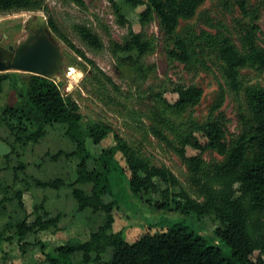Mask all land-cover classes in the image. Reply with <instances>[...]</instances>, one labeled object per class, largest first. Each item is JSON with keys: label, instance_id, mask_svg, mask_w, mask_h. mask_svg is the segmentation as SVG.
Listing matches in <instances>:
<instances>
[{"label": "trees", "instance_id": "trees-1", "mask_svg": "<svg viewBox=\"0 0 264 264\" xmlns=\"http://www.w3.org/2000/svg\"><path fill=\"white\" fill-rule=\"evenodd\" d=\"M73 1L84 6L83 0ZM111 1L120 23L126 24L128 20L122 7L116 0ZM205 1L125 0L132 9L145 6L139 13L142 25L156 16L161 28L170 36L175 35L180 21L193 18ZM234 1L243 12L246 11L247 0ZM36 10L48 12L45 0H0V12ZM48 23L63 41L92 64L95 72L100 70L60 30L52 15L48 17ZM76 31L90 47H104L102 38L91 27L77 25ZM244 47L245 52H241L231 40L224 38L218 49L224 65V77L237 93L242 89L240 69L252 66L264 70V49L258 46L252 34H248ZM153 49V42L143 30H131L123 43H113L112 52L114 55L120 51L136 52L137 58L129 54L118 62L122 65L129 60L141 68V59ZM170 54L185 67L193 66V57L184 39L175 38ZM99 75L94 76L100 79ZM104 77L114 84L111 77ZM6 81L15 91L17 100L6 104L0 111V137L11 146L5 155L6 165L0 166V173L8 169L13 173L12 183L0 178V217L8 213L10 205L15 207L17 216L10 215L0 227V240L11 242L16 239L23 254L39 247L45 255L43 264H74L72 256L75 253H81L84 264L98 263L109 251L111 258L107 264H264V87L253 85L245 88L252 117L232 144L226 142L225 127L216 120L206 124L194 123L180 134V146L176 149L189 168L193 185L197 187L201 197L197 199L188 194L168 167L152 164L110 126L85 121L78 102L71 95H65L57 81L35 74H30L28 80L23 81L20 72H4L0 73V92ZM174 92L178 94L174 103L168 102L162 94L158 96L164 108L176 113L197 105L203 97V90L195 85H178ZM57 126L63 129L72 149H60L52 155V159H76L74 178L27 176L23 150L30 144L40 143L50 129ZM110 133H114L117 144L95 157L88 148L89 141L98 145ZM156 133L166 139L160 132ZM200 136L206 140L202 142ZM188 147L199 153L189 156ZM209 149L224 155V158L213 166L212 171L206 172L202 154ZM118 153L124 157L126 166L120 163ZM12 155L18 160L15 166L10 164ZM20 172L26 176L21 177ZM123 180L128 181L134 195H160L162 201L158 202L159 207L169 205L173 200L176 209L183 212L214 216L218 221L214 235L229 247V252L224 253L217 244H211L203 236L188 231L178 223L166 231L146 233L134 242L127 241L123 231L113 229V212L119 206L118 200L113 198L114 191ZM18 183H23V186L16 187ZM33 187L52 190L69 188L78 210L101 214V224L86 241L68 240L46 251V244L38 238V234L63 230L60 225L63 214L50 212L46 198L36 202L29 213L24 194ZM255 252H258L257 258L253 257Z\"/></svg>", "mask_w": 264, "mask_h": 264}, {"label": "rangeland", "instance_id": "rangeland-1", "mask_svg": "<svg viewBox=\"0 0 264 264\" xmlns=\"http://www.w3.org/2000/svg\"><path fill=\"white\" fill-rule=\"evenodd\" d=\"M83 1L84 6L73 0H45L48 12H0L2 43L5 46H16L24 40L28 35L26 22L30 16L41 13L48 18L52 15L69 40L100 68L95 72L87 59L80 56L51 29L64 55L63 72L55 81L60 84L65 95H71L78 102L84 120L110 126L152 164L168 167L179 178L188 194L200 199L197 187L191 181L189 168L177 152L176 148L180 146L179 136L194 123L206 124L216 120L225 127L226 142L232 144L250 121L252 114L248 108L245 88L253 85L264 87V70L252 66L240 69L242 89L237 93L231 89L224 77V65L218 49L222 40L228 38L241 52H245V39L248 34H252L258 46L264 49V0H247L245 12L234 0H206L193 18L180 21L175 35L172 36L164 32L156 16L142 25L139 13L145 6L132 9L125 0H116L128 20L126 24H121L111 0ZM77 25L91 27L102 38L104 47L94 49L85 43L76 31ZM131 30H143L154 45V49L141 59V68H137L129 60L122 65L118 62L129 54L137 58L136 52L120 51L117 55L112 52L113 43H123ZM176 37L184 39L188 45L193 57L192 67H185V64L170 54ZM71 68L81 73L77 81L69 75ZM95 74H100V79ZM105 75L111 77L114 84L108 82ZM29 76L30 73L20 72V79L23 81H27ZM178 85L198 86L203 90V97L197 105L176 113L164 108L158 95L162 94L168 102L174 103L178 99V94L174 92ZM16 100L15 91L6 81L3 91L0 92V111L6 104ZM156 132L163 134L166 139H162ZM200 139L202 142L206 140L202 136ZM116 144L114 133H110L98 145L89 141L88 148L98 157L103 150ZM60 149L71 150L72 145L64 136L63 129L57 126L51 128L40 143L30 144L23 150V160L27 162L26 175L40 179L56 176L73 179L76 159H52V155ZM10 150V144L0 137V166L6 165L5 155ZM198 153V150L187 148L189 156ZM202 157L205 171L208 172L223 160L224 155L209 149ZM117 158L126 166L121 153L117 154ZM10 164H18L16 156L12 155ZM26 175L20 172L21 177ZM0 178L4 182L12 183V170L2 171ZM20 186L23 183H18L16 187ZM44 198L50 212L63 214L60 223L63 230L38 234V238L46 244V251L53 250L55 246L68 240L86 241L102 222L101 214H94L91 210H78L69 188L52 190L33 187L24 194L27 211L32 212L34 204ZM113 198L119 202L118 208L113 212V229L123 231L129 242H134L146 233L166 231L178 223L188 231L203 236L211 244H217L224 253L229 252V247L214 235L218 226L214 216L183 212L176 209V202L173 200L169 205L159 207L158 202L162 201L160 195H134L129 189L128 181L124 180L117 184ZM10 215L17 216L13 205L8 207L7 214L0 217V227L9 220ZM253 257L257 258L258 252ZM110 258L109 251L100 262L90 264H107ZM44 260L45 255L39 247L23 254L16 239L11 242L0 240V264H43ZM81 260V253L72 256L74 264H84Z\"/></svg>", "mask_w": 264, "mask_h": 264}, {"label": "water", "instance_id": "water-1", "mask_svg": "<svg viewBox=\"0 0 264 264\" xmlns=\"http://www.w3.org/2000/svg\"><path fill=\"white\" fill-rule=\"evenodd\" d=\"M27 37L16 46H5L0 38V73L26 72L52 80L63 72L64 55L49 27L48 18L38 13L26 22ZM75 69L71 68L70 72Z\"/></svg>", "mask_w": 264, "mask_h": 264}, {"label": "bare ground", "instance_id": "bare-ground-1", "mask_svg": "<svg viewBox=\"0 0 264 264\" xmlns=\"http://www.w3.org/2000/svg\"><path fill=\"white\" fill-rule=\"evenodd\" d=\"M69 75H72V78L77 81L78 78L81 76V73L77 72V70H74Z\"/></svg>", "mask_w": 264, "mask_h": 264}]
</instances>
